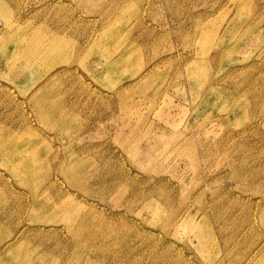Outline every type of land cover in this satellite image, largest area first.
<instances>
[{
  "label": "rangeland",
  "instance_id": "374dc122",
  "mask_svg": "<svg viewBox=\"0 0 264 264\" xmlns=\"http://www.w3.org/2000/svg\"><path fill=\"white\" fill-rule=\"evenodd\" d=\"M0 264H264V0H0Z\"/></svg>",
  "mask_w": 264,
  "mask_h": 264
}]
</instances>
